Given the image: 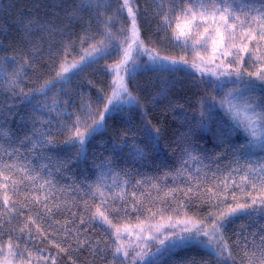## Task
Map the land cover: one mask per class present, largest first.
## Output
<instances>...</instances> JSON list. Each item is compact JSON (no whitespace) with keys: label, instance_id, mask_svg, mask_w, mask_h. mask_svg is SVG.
Segmentation results:
<instances>
[{"label":"trees","instance_id":"trees-1","mask_svg":"<svg viewBox=\"0 0 264 264\" xmlns=\"http://www.w3.org/2000/svg\"><path fill=\"white\" fill-rule=\"evenodd\" d=\"M131 1L144 49L196 64L202 54L198 39L174 38L187 0ZM123 3L0 0V126L11 132V139L0 138V166H17L5 169L9 180L0 177V254L11 260L128 264L120 254L113 258L116 229L185 221L211 229L221 211L259 198L252 184L259 187L264 171L250 169L264 162V150L249 145L221 100L237 89L241 103L264 100V82L251 75L264 69V42L242 40L245 29L237 30L231 51L220 60L227 76H208L194 66L139 72L126 83L133 105L110 113L121 50L130 43L132 21ZM245 44L248 50L242 51ZM93 46L104 53L69 79L57 78L65 60L76 62ZM250 83L255 87H247ZM101 112V126L89 135L85 121L94 126ZM78 118L83 144L74 138ZM34 130L44 148L20 143ZM246 174L249 180L243 182ZM102 199L105 207L117 209L106 213L111 227L91 219ZM221 223L231 258L182 246L150 264H259L264 207L258 203Z\"/></svg>","mask_w":264,"mask_h":264},{"label":"snow or ice","instance_id":"snow-or-ice-1","mask_svg":"<svg viewBox=\"0 0 264 264\" xmlns=\"http://www.w3.org/2000/svg\"><path fill=\"white\" fill-rule=\"evenodd\" d=\"M188 7L184 8L181 12V16L183 17L185 24L184 28H187L188 31L186 32L184 28L181 27V24L179 23V20L181 17H177L178 23L176 25L177 29L179 30V35L175 36L174 38L179 40L181 37H187L190 35V32L192 29L198 27V25L195 23V21L200 20L203 23H207L209 19H211L212 24H210L208 27H205L204 34L201 37V40L196 41V43L201 44L202 46H206L209 41L212 42L214 48L218 44H223L225 38L229 40H235L237 30L239 29H245L243 34L241 35V39H247L250 41H256L257 44L259 42H264V0H258V4L254 3L253 0H187ZM123 8H126L128 10V15L131 18L132 21V27H131V33H132V39L135 43L139 40V31L136 25V15L137 12L134 11L131 0H124V3L122 5ZM165 22L169 21V17L166 15L164 17ZM31 24V21H29V25ZM245 26H247L245 28ZM26 27H28L26 25ZM210 29H212L216 36L219 37V40H217L215 37H213L212 32H210ZM83 43V40L81 41ZM103 44V41L101 42ZM141 42V47H142ZM132 45H129V50L125 51L124 53V59L121 61L120 64L117 65V78L114 81L117 84V87L119 90L127 92V87L123 84V77L119 76V69L123 67V65L127 64L128 59L130 58ZM242 51H247L248 46L247 44L244 45ZM101 52V48L93 46L91 50H86L83 55H81L80 60L67 64V60L64 61V63L61 65V70L57 72V78L61 80H67L70 77L65 76V73L70 72V70L77 69L80 67L81 63L84 62L87 58L92 57L94 53ZM66 55H67V49H66ZM167 59V58H164ZM215 59V57H213ZM256 59L259 61L261 60V57L258 55ZM172 63H175V61H172ZM186 63V61H185ZM67 65V66H65ZM194 67L196 65H193ZM82 70V68H80ZM201 71H203L201 69ZM235 73L237 78L239 79L241 77V70L239 67L235 69ZM213 75H216L215 72H213ZM219 75H231V73L225 71L221 72ZM251 75H254L257 81L264 82V69L258 70L256 73H253ZM51 81L46 82L47 84H50ZM247 87H255V84L250 83L247 85ZM43 91V88L41 89ZM236 91H239L237 89ZM233 95L232 92L227 93L221 100L222 106L227 103L228 104V112L231 114L232 119L234 122L237 123L239 127H241L245 133L250 136L249 145H258L262 149H264V100H262L260 103H254L249 102L248 100H245L243 108L237 107V105L232 104L229 97ZM119 91L113 92V96L109 98L108 103L110 104L112 102V99L118 98ZM132 98L129 97V100ZM9 108H11V105H9ZM105 111H108V105L105 104ZM0 115H2V109H0ZM91 118V116H89ZM104 119V112L100 113V119L99 120H93L92 125H87L85 121V128L89 135L94 133L100 126L101 121ZM34 135H36L35 130L31 134H25L23 137L20 138V143H30L31 148L35 149L36 147L44 148L46 145L43 140L34 139ZM0 138L3 139H11V132L10 130H5L2 126H0ZM73 137H70L72 139ZM74 138L80 142V144H83L85 142V132L80 131L79 127V118L78 123L76 126V130L74 133ZM52 141L48 140V144H51ZM0 150H2V145H0ZM13 151L19 152L20 149H14ZM9 155H12V152L8 153ZM17 166L14 164H5L3 166H0V177L4 181H7L10 179L8 175L4 174L5 169H12L16 168ZM20 171L27 172V169L21 168ZM250 171H264V162H262L257 169H250ZM31 179H35V177H29ZM243 182H248L249 177L246 174L241 178ZM259 187H257L256 183L252 184L253 189L257 190L260 195L259 198L257 197H251V203H237L235 207H229L226 211H221L219 215L216 217V220L214 221L212 228H211V234L208 229H204L203 235L208 237V242L210 244H213V246L219 245L222 249V252H227L229 258H231V252L228 247V245L223 241V236L221 233V227H222V221L227 220L228 218L234 216L237 213H243L246 212L248 209H252L255 205L258 203L264 207V175L259 176ZM46 183H51L50 181H46ZM139 183V181H137ZM12 184L15 185L16 181L13 180ZM7 187V185H5ZM98 190V189H97ZM190 191V190H189ZM243 191V189H242ZM103 192H100V196L103 197ZM237 197L233 196V200L235 201ZM107 201L101 200L100 204L97 206L96 212L92 215L91 219L95 221H99L101 224H107L109 227L112 226V222L109 219V216L106 214L109 211H117V209H109L105 207ZM8 201L5 199V205L7 206ZM47 208V206H46ZM49 212L52 211L51 208H47ZM84 223V220H81V224ZM159 231V229H157ZM187 231V229H186ZM199 234V229L197 230ZM119 230H117V240H119ZM170 241L168 248H174L177 247L178 243L182 242L183 240L187 239V237L180 238V240H175L172 237H167ZM261 244H260V258H259V264H264V236H261ZM86 242H81V246H83ZM159 243L161 245L165 244V240H160ZM246 246V245H245ZM168 248L165 250L167 251ZM123 254L125 257V260L129 256V253L123 249L122 246L118 245L115 247L113 252V258L114 260L119 258V254ZM139 255V254H138ZM245 255H247V252H245ZM255 255V254H253ZM53 264H55V258L53 257ZM120 264H125V261H121Z\"/></svg>","mask_w":264,"mask_h":264},{"label":"rangeland","instance_id":"rangeland-1","mask_svg":"<svg viewBox=\"0 0 264 264\" xmlns=\"http://www.w3.org/2000/svg\"><path fill=\"white\" fill-rule=\"evenodd\" d=\"M131 5L135 11L132 1H131ZM195 23L199 26L200 31L194 33L195 30L194 28L191 30L190 35H188L187 37L190 38L191 40H196V39L201 40V37L204 34L205 27H208L210 24H212V21L211 19H209L207 23H203L202 21L197 20L195 21ZM184 24L185 21L183 20V22L181 23L182 28H184ZM184 30L186 32L188 31L187 28H184ZM210 32H212L213 37L219 40V37L216 36V33L212 29H210ZM239 34L240 33L237 31L236 36ZM177 35H179V32H177ZM187 37H181V38H187ZM129 39H130L129 45L130 44L132 45L130 49L131 55L130 58L128 59L127 64L123 65V67L119 69V76L123 77V84L126 87H127L126 83L128 78L139 72H151V71L168 72L169 70H174L177 68L182 70H189L193 65H196L195 68L199 71H201L202 69L203 71L201 72H205V74L208 76L212 75L218 77L219 72H221L222 69L220 65L221 63L220 60H222L225 57V54L227 52L231 51L230 48H232L233 46L230 40L227 38H225L223 44H218L215 48L212 42L209 41L206 46H202L201 44H199L202 54L199 56V59L197 60L196 64L172 63L173 60L164 59L165 57L159 56L154 52H150L144 49L143 46L141 47V43L139 40L134 43L132 39L131 29L129 32ZM129 45L122 48L121 61L124 59L125 51L129 50ZM103 53L104 50H101V52L94 53L93 56L97 57L102 55ZM213 57H215V59H213ZM92 59H93L92 57L87 58L84 62L81 63L79 68L70 70V72L65 73V76H69L75 73L83 65L88 64ZM213 72H215L216 75H213ZM116 78H117V72L115 74L114 81L116 80ZM114 90L119 91V96L118 98L112 99V102L110 103V110H109L110 113L119 112L133 105V99L129 100V97H131L129 92L128 91L124 92L119 90L115 82H114L113 92ZM229 92L233 93V95L229 97L231 103L237 105V107L239 108H243L244 103L238 101L237 91L227 90L224 96ZM226 110L228 111V104L226 105ZM250 139L251 138L249 136V140ZM251 147L256 151L257 150L260 151L262 149L258 145H251ZM157 229H159V231H157ZM198 229H199V234L197 232ZM204 229H208L211 234L210 228H205L200 226L199 224L185 221L174 224L171 223L166 225H157V226L154 225L151 227L143 226L137 228L135 227L121 228V229L118 228L114 231V234H115V240L117 242V246L118 245L122 246L123 249L129 253V256L126 259L128 261V264H150L154 259L160 257L164 252H166L165 249L168 248V245L170 243V241L166 239L167 237H172L175 240H180V238L187 237V239L178 243L177 247L168 248L167 251H172L182 246H197L209 251L215 256H222V257L224 256L223 258H225L227 252H222V249L219 245L213 246V244H210L208 242V237L203 235ZM117 230H119V234H120L119 240H117L116 238ZM220 234L222 235V230ZM160 240H165V244L161 245L159 243ZM120 255L123 256L122 253ZM14 262L16 263L18 261L11 260L10 258L7 257V255L4 256L0 254V264H13ZM17 264H22V263L18 262Z\"/></svg>","mask_w":264,"mask_h":264}]
</instances>
